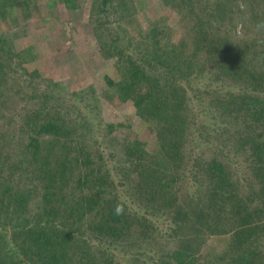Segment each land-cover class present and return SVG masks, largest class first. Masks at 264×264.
Returning a JSON list of instances; mask_svg holds the SVG:
<instances>
[{
  "label": "trees",
  "instance_id": "trees-1",
  "mask_svg": "<svg viewBox=\"0 0 264 264\" xmlns=\"http://www.w3.org/2000/svg\"><path fill=\"white\" fill-rule=\"evenodd\" d=\"M182 1L190 44L173 45L164 18L142 38L139 59L129 44L105 42L94 19L85 24L124 73L106 78L114 93L127 102L144 87L134 104L147 105L156 156L136 140L126 156L123 147L125 159L93 163L55 94L24 76H0L24 105L0 137V264H119L114 252L147 243L155 217L169 221L156 264H264V0ZM113 4L97 0L100 11ZM195 129L209 157H186ZM180 179L191 191L181 200ZM217 235H228L227 246L203 257Z\"/></svg>",
  "mask_w": 264,
  "mask_h": 264
},
{
  "label": "rangeland",
  "instance_id": "rangeland-1",
  "mask_svg": "<svg viewBox=\"0 0 264 264\" xmlns=\"http://www.w3.org/2000/svg\"><path fill=\"white\" fill-rule=\"evenodd\" d=\"M120 1L122 4L118 5ZM96 8L97 0H0V76H24L55 94L79 136L84 138L80 140L88 147L93 163L104 160L111 165V160L125 159L123 147L127 145L126 156L127 147L136 140L144 144L148 154L156 156L160 151L156 133L143 119L147 105L138 108L134 104L145 93L144 87H135L127 102L114 93L106 78L119 79L124 73L114 70L117 59L106 58L109 51L88 35L89 27L85 28V24L94 19L100 33L107 36L105 42L114 44L115 41L125 48L129 44L130 56L139 59L142 53L137 49L142 46L139 44L146 41L151 26L164 18L171 43L190 44L193 23L187 18V7L182 0H115V4L102 11ZM243 32L240 25L235 36L240 37ZM143 37L146 39L142 40ZM0 81L6 82V79L0 78ZM8 83L12 89L13 82ZM3 85L0 82V137L12 131L24 113V105H18L13 98L15 89L10 91ZM20 107L22 112H18ZM193 107L190 105L191 116L196 117L197 110ZM200 120L205 125V120ZM111 124L115 126L113 132L109 131ZM196 130L188 137L186 157H209V152L205 154L207 147L202 148L207 140H203V134L201 142L194 140L198 135ZM138 160L131 157V166L135 167ZM16 177L19 179L20 174ZM21 186L28 188L29 184L21 183ZM175 189L180 200L187 192L191 193L183 179ZM150 220L152 232L147 243L135 244L131 253L114 252L119 264H156L153 256L167 243L161 233L167 230L169 221L164 217ZM130 237L136 243V235ZM227 240L228 235L209 236L203 257H209L215 247L221 252Z\"/></svg>",
  "mask_w": 264,
  "mask_h": 264
}]
</instances>
